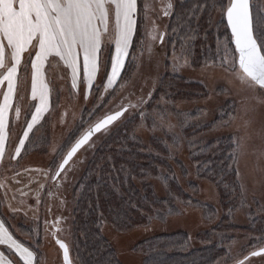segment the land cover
Masks as SVG:
<instances>
[{
	"label": "rangeland",
	"instance_id": "rangeland-1",
	"mask_svg": "<svg viewBox=\"0 0 264 264\" xmlns=\"http://www.w3.org/2000/svg\"><path fill=\"white\" fill-rule=\"evenodd\" d=\"M226 2L228 6L230 0ZM169 4L171 8H168ZM252 5L255 16L263 20L264 0H252ZM141 6L139 16L138 12L135 14L138 27L133 33L130 55L126 57V63L132 64L133 69L123 70L122 78L113 86L105 88V61L110 71L109 50L114 54V43L109 42L108 36L104 37L100 71L91 89L82 75L77 87L73 88L71 70L59 57L50 56L44 62L47 106L27 138L24 132L39 105V100H33L31 94V59L35 58L36 49L30 47L22 54L17 89L7 112L4 151L0 157V223L10 230L8 232L17 243L33 252L32 264H63L56 239L66 242L72 252L74 186L101 141L135 114L141 118L135 132L143 143L148 144L152 136L166 141L169 134L175 137V141H167L172 154L169 163L177 187L192 203L176 198L173 201L175 213L163 221L152 220L146 226L122 230L103 221L101 233L122 264H143L145 255L136 247L146 238L158 234L186 232L190 249L203 246L199 237L204 232L210 233L221 217L217 186L196 175V163L190 158L192 150L207 143L224 140L233 147L232 167L241 202L232 214V222L241 228L254 217L264 218V88L241 79L234 46L224 38H219L221 48L217 60L199 67L191 66L184 54L168 55L165 33L173 0H141ZM224 13L216 11L214 20L223 17ZM166 59L173 74L203 88L206 93L196 99L178 98L172 108L153 112L154 123L150 125L143 112L165 70ZM6 63L9 66L12 63L10 52L6 53ZM3 74L4 70H0V77ZM6 91L5 81L0 84V103H3ZM123 107L127 108L124 114L96 134L54 179L60 161L77 138L100 118ZM186 117L193 123L208 125L207 130L193 138V144L182 132L180 122ZM21 139H24L23 146H20ZM17 147H21L19 154ZM148 182L159 198H168L159 180L150 178ZM244 231L234 230L227 256L215 264H264V254L250 255L264 246V235L261 239L256 237L254 240L259 242L253 245L249 243L251 236ZM72 263L76 264L73 259ZM0 264L25 262L14 248L0 244Z\"/></svg>",
	"mask_w": 264,
	"mask_h": 264
},
{
	"label": "trees",
	"instance_id": "trees-1",
	"mask_svg": "<svg viewBox=\"0 0 264 264\" xmlns=\"http://www.w3.org/2000/svg\"><path fill=\"white\" fill-rule=\"evenodd\" d=\"M137 2L139 16L141 0ZM226 7V0H173L165 33L168 55L184 54L193 67L215 62L221 48L219 38L232 43L224 15L214 20L216 11L223 13ZM253 8L251 0L254 34L259 35L264 33V19L257 18ZM129 65L126 63L124 70H132L133 65ZM205 93L203 88L173 74L166 59L165 70L155 92L142 111L145 121L153 125V112L172 108L178 98L196 99ZM186 120L181 119L182 132L193 144V138L207 130L208 125L193 123L189 117ZM140 122L139 114H135L113 129L101 141L74 186V247L70 256L76 264H122L101 233L103 221L122 230L136 225L146 226L152 220L163 221L175 213L173 201L176 198L192 203L177 187L169 163L172 154L167 141L173 142L175 137L169 134L166 141L152 136L145 144L135 132ZM190 158L196 163V175L211 180L217 186L221 197V217L209 231L211 235L204 232L199 237L201 247L190 249L189 238L183 232L158 234L141 241L136 248L145 255L143 264H215L227 256V247L234 240V230L244 229L245 234L251 236L249 243L253 245L259 242L254 240L256 237L261 239L264 235L263 217H254L241 228L232 222L241 194L232 167L231 143L224 140L207 143L192 150ZM150 178L161 182L168 198H159L155 194L148 182ZM211 213L214 214V209Z\"/></svg>",
	"mask_w": 264,
	"mask_h": 264
},
{
	"label": "snow or ice",
	"instance_id": "snow-or-ice-1",
	"mask_svg": "<svg viewBox=\"0 0 264 264\" xmlns=\"http://www.w3.org/2000/svg\"><path fill=\"white\" fill-rule=\"evenodd\" d=\"M171 7L169 4L168 8ZM136 12L137 0H0V70H4L0 84L7 82V91L3 103H0V157L4 151L7 112L17 89L22 54L30 47L36 49L35 58L31 59V94L33 100H39V105L24 132L27 138L47 106L48 86L42 71L44 62L50 56L59 57L71 70L73 88L77 87L82 75L91 89L100 71L104 37L108 36L109 42L114 43V54L109 50L110 71L105 61V88L113 86L122 78V71L126 68V57L137 24ZM224 15L238 53L241 79L264 87V33L254 34L249 0H230ZM7 52H10V66L6 63ZM120 115L121 112H116L106 116L94 129H90L67 153L60 169L63 170L93 131H99ZM23 145L24 139H21L20 146ZM20 151L21 147H17V154ZM59 174L56 173L57 176ZM0 244L14 248L25 264H32L33 252L17 243L3 223H0ZM60 247L64 249L67 261V248L62 243Z\"/></svg>",
	"mask_w": 264,
	"mask_h": 264
},
{
	"label": "water",
	"instance_id": "water-1",
	"mask_svg": "<svg viewBox=\"0 0 264 264\" xmlns=\"http://www.w3.org/2000/svg\"><path fill=\"white\" fill-rule=\"evenodd\" d=\"M230 3V2H229ZM249 3H250V14H251V17H252V11H251V0H249ZM226 11V10H225ZM224 17H225V22H226V25H227V28H228V30H229V32H230V35H231V29L228 27V24H227V19H226V16L224 15ZM233 44V46H234V49H235V45H234V43H232ZM236 54H237V65H238V67H239V64H238V53L236 52ZM259 86V85H258ZM259 87H261V86H259ZM261 88H264V87H261ZM126 107H123V108H121V109H119V110H117V111H114V112H112V113H109V114H107V115H105V116H103L102 118H100L98 121H96L94 124H92L84 133H82L78 138H77V140L71 145V147L67 150V152L65 153V155L63 156V158H62V160L60 161V163H59V165H58V168H57V170H56V172H55V175H54V179L55 178H57L58 176L56 175V173L57 172H59V173H61L64 169H65V167L69 164V162L73 159V157L78 153V151L82 148V147H84L96 134H98L99 132H101L102 130H104L105 128H107V127H109L110 125H112V124H114L123 114H124V112L126 111ZM116 112H121V115L119 116V117H117V119L116 120H114V121H112L111 123H109V124H107V125H105V126H103V127H101V129L99 130V131H93L92 132V134L90 135V137H89V139L87 140V142L86 143H84V144H82L81 145V147L80 148H78L77 149V151L73 154V156L69 159V161H68V163L67 164H65L64 165V168H63V170H61L60 169V165L63 163V161H64V158L67 156V153L71 150V148L72 147H74L75 145H76V143H77V141H79L85 134H87L88 132H89V130L90 129H94L95 128V125L97 124V123H99L100 121H102L106 116H109V115H114ZM64 244L65 245V247L67 248V251H68V259H67V261L65 260V254H64V249H62L61 247H60V244ZM56 244H57V246L60 248V251H61V257H62V262H63V264H73L72 263V260H71V256H70V251H69V247H68V245H67V243L66 242H64V241H62V240H57L56 239ZM254 252H256V253H259L258 255H260V254H264V246L263 247H260V248H258V249H256V250H254V251H252L251 253H250V255H252V253H254ZM253 256H257V255H253Z\"/></svg>",
	"mask_w": 264,
	"mask_h": 264
},
{
	"label": "crops",
	"instance_id": "crops-1",
	"mask_svg": "<svg viewBox=\"0 0 264 264\" xmlns=\"http://www.w3.org/2000/svg\"><path fill=\"white\" fill-rule=\"evenodd\" d=\"M1 205V204H0ZM1 209H2V207L0 206V212L2 213V211H1ZM9 230V229H8ZM9 232H10V230H9ZM180 232V231H179ZM182 232V231H181ZM183 233H185V234H187L186 232H183ZM188 235V234H187ZM189 236V235H188ZM189 238V237H188ZM147 239V238H146Z\"/></svg>",
	"mask_w": 264,
	"mask_h": 264
}]
</instances>
